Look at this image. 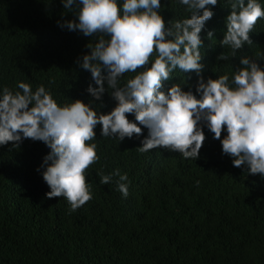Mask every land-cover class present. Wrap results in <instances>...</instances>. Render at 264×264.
<instances>
[{
	"label": "trees",
	"instance_id": "16d2710c",
	"mask_svg": "<svg viewBox=\"0 0 264 264\" xmlns=\"http://www.w3.org/2000/svg\"><path fill=\"white\" fill-rule=\"evenodd\" d=\"M258 2L264 8V0ZM161 5L166 24L190 16L180 0ZM209 7L214 14L200 32L205 82L227 74L231 83L242 57L258 58L264 68V18L249 34L253 43L231 57L230 47L220 43L229 0ZM73 19L62 0H0V93L4 87L22 92L23 81L33 91L43 85L60 105L81 99L99 113L115 107L107 81L101 100L87 92L90 83L96 85L77 61L98 36L60 26ZM221 52L229 60H217ZM135 74L126 73L121 86ZM171 75L163 91L179 84L199 98L196 72L177 68ZM127 116L135 122L134 114ZM140 126L141 136L123 141L101 137L96 126L89 143L97 145L100 159L85 173L93 198L75 212L63 197L46 198L50 189L41 166L50 149L43 142L0 145V264H264V177L248 173L246 165L234 167L206 125L196 160L162 147L139 152L148 135ZM226 134L225 128L221 138ZM116 169L128 175L126 198L116 177L100 183V174Z\"/></svg>",
	"mask_w": 264,
	"mask_h": 264
},
{
	"label": "clouds",
	"instance_id": "9594fccd",
	"mask_svg": "<svg viewBox=\"0 0 264 264\" xmlns=\"http://www.w3.org/2000/svg\"><path fill=\"white\" fill-rule=\"evenodd\" d=\"M62 3L77 17L61 24L62 28L80 31L86 37L98 36L94 45L88 43L90 52L77 61L82 69L90 71L96 85L90 83L87 92L101 100L107 81L108 91L117 103L110 112L99 113L92 103L81 99L58 104L43 85L33 91L29 83L21 81L18 88L22 92L15 93L3 88L0 145L12 142L19 146L24 139H31L50 149L41 166L43 180L50 189L46 198H65L69 212L93 198L85 173L100 159L97 145L89 143L96 138L98 124L101 137H116L119 141L131 139L134 134L141 136L143 125L148 135L138 147L139 152L162 147L195 160L206 138V125L214 139L221 141L223 154L233 158L234 167L246 165L248 173L264 177V68L259 59L242 57V66L234 71L231 83L227 74L206 82L200 76L204 67L200 32L214 14L209 6H216L218 0H180L190 16L167 24L159 11L161 0H123L122 7L118 0ZM229 3L231 11L220 43L230 47L234 57L245 44L253 43L249 34L264 18V8L258 0ZM207 35L211 39L213 32ZM229 58L223 52L217 56V60ZM177 68L197 73L199 98L179 84H173L167 92L162 90ZM126 73L136 74L121 86ZM127 114H134L135 122ZM225 128L227 134L221 138ZM113 177L126 198L130 183L127 173L116 169L109 175L100 174V183L108 185Z\"/></svg>",
	"mask_w": 264,
	"mask_h": 264
}]
</instances>
